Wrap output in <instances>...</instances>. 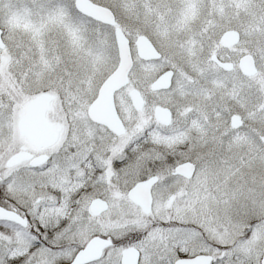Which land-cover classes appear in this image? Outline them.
<instances>
[{"label": "snow or ice", "instance_id": "obj_1", "mask_svg": "<svg viewBox=\"0 0 264 264\" xmlns=\"http://www.w3.org/2000/svg\"><path fill=\"white\" fill-rule=\"evenodd\" d=\"M157 7L0 0V264H264V46ZM248 53L258 77L222 67Z\"/></svg>", "mask_w": 264, "mask_h": 264}, {"label": "rangeland", "instance_id": "obj_2", "mask_svg": "<svg viewBox=\"0 0 264 264\" xmlns=\"http://www.w3.org/2000/svg\"><path fill=\"white\" fill-rule=\"evenodd\" d=\"M156 1L158 7L159 6L166 7L168 3H171L168 0H156ZM172 1H173L172 3L175 2V0ZM193 3L197 5V11L189 17L191 24L190 27H192L193 30H195V25L191 22H195V24H200L202 26L213 28L214 26L217 25V20L219 18H234L237 20L238 24L248 26L247 36L249 38V43H252L256 49H259L260 47L264 46V25L255 23L253 20L252 7L255 4V0H193ZM205 4L209 5L207 9L208 14L214 15L216 19L204 20L201 18L204 13V8L201 6ZM237 44L234 47H232L229 51H224L222 53L223 57H225L226 54H228L229 56L233 55L236 51ZM188 45L199 48L198 42L194 41L193 39L190 40ZM252 57L254 59L257 68V74L254 77H252L255 78L260 75L261 67L258 66L257 59L253 55ZM236 69H237L236 63H234V69L230 72H234ZM228 84L229 81L228 78L226 77L221 78L217 81L218 88L227 87ZM233 88L238 91L240 89V85L233 84ZM260 126H264V125H260Z\"/></svg>", "mask_w": 264, "mask_h": 264}, {"label": "water", "instance_id": "obj_3", "mask_svg": "<svg viewBox=\"0 0 264 264\" xmlns=\"http://www.w3.org/2000/svg\"><path fill=\"white\" fill-rule=\"evenodd\" d=\"M239 37L240 35L238 32L234 30L227 31L220 38L221 45L225 48L232 47L238 43ZM222 67H224L226 71H230L233 68V63L224 64ZM238 68L243 75L249 77L255 75L257 72L254 59L251 54H246L239 58Z\"/></svg>", "mask_w": 264, "mask_h": 264}, {"label": "flooded vegetation", "instance_id": "obj_4", "mask_svg": "<svg viewBox=\"0 0 264 264\" xmlns=\"http://www.w3.org/2000/svg\"><path fill=\"white\" fill-rule=\"evenodd\" d=\"M171 3L172 0H168ZM157 3V1H156ZM157 12V23L160 25L161 31H168L171 32L173 38L178 41H186L187 43L192 40L191 34L188 32H185L183 29L174 30L175 29V18L172 15L171 11L166 7L159 6L156 9ZM190 20V19H189ZM191 25V24H190ZM221 47V42L220 45ZM229 49H225L226 51H229ZM229 57L228 54L225 55V58ZM207 84L202 85V88H206ZM206 86V87H205Z\"/></svg>", "mask_w": 264, "mask_h": 264}]
</instances>
